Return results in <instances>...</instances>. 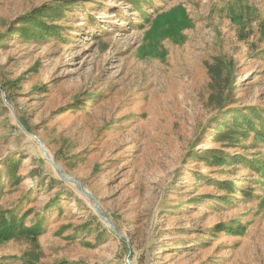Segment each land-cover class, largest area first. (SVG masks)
Returning <instances> with one entry per match:
<instances>
[{
	"label": "rangeland",
	"instance_id": "obj_1",
	"mask_svg": "<svg viewBox=\"0 0 264 264\" xmlns=\"http://www.w3.org/2000/svg\"><path fill=\"white\" fill-rule=\"evenodd\" d=\"M57 1L0 0V219L41 229L0 264H264V0H69L21 35Z\"/></svg>",
	"mask_w": 264,
	"mask_h": 264
},
{
	"label": "trees",
	"instance_id": "obj_2",
	"mask_svg": "<svg viewBox=\"0 0 264 264\" xmlns=\"http://www.w3.org/2000/svg\"><path fill=\"white\" fill-rule=\"evenodd\" d=\"M68 1L69 0H58L55 5H43L40 8L35 9L31 13H29L26 16L25 21H23L24 19L21 21L24 22L29 29H24V31L20 32L21 35L23 34V36H27V38H29L30 40H41L46 37L48 38L51 35H57L59 33V27L54 23L50 24V22H58L61 19ZM221 64H223V68L231 72L233 68L231 63L222 61ZM220 99H216V102L217 100L219 102ZM254 109L255 107H252L250 108V110H247L250 111V114L241 113V111L237 112V114L235 113L236 115L234 117V129L231 130L230 135H228L226 139L222 140L223 142H226L228 140H235L243 130V126L241 124L249 125L250 127L253 126L252 119L259 117L261 114L260 110L259 112H256ZM240 118L242 120L241 124L239 123ZM222 125L223 124L218 126V129ZM256 138L264 140V133L262 135H256ZM208 155L209 161L211 160L212 162L211 164L223 165L226 162V159L222 158L220 151L209 152ZM253 164L256 168H258L259 174H264V162L262 163L260 160L256 159L253 161ZM222 186L223 188L229 189L231 188V183L225 182L222 184ZM21 222L22 221H19V219L16 218L15 213L12 210L7 212V215L3 216L0 219V244L6 243L14 238H19L22 236L30 238L29 240H33L35 237L41 234L39 224H36L31 228H24ZM236 228L237 227L230 225L228 227H223L221 232L233 234L236 232Z\"/></svg>",
	"mask_w": 264,
	"mask_h": 264
}]
</instances>
